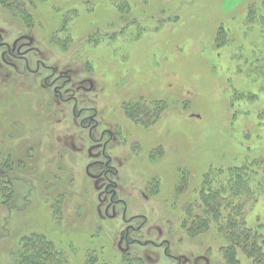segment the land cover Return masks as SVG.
<instances>
[{
  "label": "rangeland",
  "instance_id": "rangeland-1",
  "mask_svg": "<svg viewBox=\"0 0 264 264\" xmlns=\"http://www.w3.org/2000/svg\"><path fill=\"white\" fill-rule=\"evenodd\" d=\"M0 32L26 57L0 51V264L35 235L68 264H264V0H0Z\"/></svg>",
  "mask_w": 264,
  "mask_h": 264
},
{
  "label": "trees",
  "instance_id": "trees-1",
  "mask_svg": "<svg viewBox=\"0 0 264 264\" xmlns=\"http://www.w3.org/2000/svg\"><path fill=\"white\" fill-rule=\"evenodd\" d=\"M13 5L17 8L16 10L20 9L16 2ZM236 182L240 185V188H244L247 185L246 178L242 177L240 173L236 174ZM8 186L13 188V185ZM231 191H234L232 186ZM9 192L10 194L7 201H10L13 192L4 190L2 186H0V196L2 195V198H5V195ZM213 200H215L214 204H218L219 196L215 194ZM211 211H213V209ZM22 245V251L17 255L14 264H68V259L65 255L62 252L57 251L55 246L45 237L36 235L32 236L23 240ZM136 262L142 264L139 261Z\"/></svg>",
  "mask_w": 264,
  "mask_h": 264
},
{
  "label": "flooded vegetation",
  "instance_id": "flooded-vegetation-1",
  "mask_svg": "<svg viewBox=\"0 0 264 264\" xmlns=\"http://www.w3.org/2000/svg\"><path fill=\"white\" fill-rule=\"evenodd\" d=\"M2 37H3V34L0 32V51L3 50V52L1 53L2 54V61L4 64H6L8 67H10V63L6 60V57H11L17 61H25L26 57L22 54L21 50H22V44L21 43V38L12 43L11 44H7V43H4L2 41ZM13 66V68L15 67V65H11ZM26 67H27V70L30 71V67L28 66V63L26 64ZM58 91V90H56ZM105 152V151H104ZM112 188H114V185L113 183L111 182V185H110ZM116 196V192H113V197Z\"/></svg>",
  "mask_w": 264,
  "mask_h": 264
}]
</instances>
